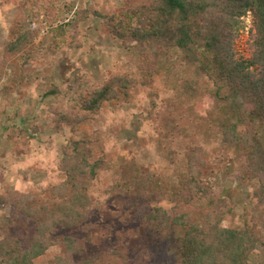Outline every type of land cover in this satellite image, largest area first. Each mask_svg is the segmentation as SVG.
Instances as JSON below:
<instances>
[{
  "label": "trees",
  "instance_id": "1",
  "mask_svg": "<svg viewBox=\"0 0 264 264\" xmlns=\"http://www.w3.org/2000/svg\"><path fill=\"white\" fill-rule=\"evenodd\" d=\"M32 1L44 7L47 0ZM247 13L252 15L253 27L249 55L244 59L235 43ZM124 14L136 19L137 26L132 27L122 16L98 15L110 35L123 43L141 44L136 48L138 55L147 63L153 62L152 67L143 68L147 80L155 59L167 63L179 54V64L173 61L167 69L168 82L181 98L175 105L178 115L172 126L167 122L166 129L163 126L158 130L155 142L164 143L166 151L170 147L186 151L183 171L175 172V180L158 178L134 162H124L118 185H124L136 198L145 196L170 204L169 208L155 207L141 222L151 238L171 243L173 261L164 264H250L256 247L264 249V145L251 126L253 118L264 124V0H142ZM77 15L82 21L87 12ZM28 35L18 33L8 51L21 53ZM133 83L129 77H111L78 107H50L54 127L74 130L99 114L119 92L126 93ZM43 96L58 97L60 91L52 86ZM204 104L210 105L206 108ZM18 133L27 134L23 130ZM86 143H66L58 165L64 180L47 191L45 203L17 193L0 196V206L19 212L23 223L32 222V226L23 227L24 246L4 229L0 264H34L54 247L61 250V255L52 264L127 263L130 241L126 237L133 235L131 231L127 235L117 231L116 244L110 250L84 261H75L86 252L80 240L56 235L60 230L86 235L93 228L88 222L93 206L87 188L96 179L99 164L89 161ZM212 144L232 155L230 164L237 171L236 178L252 185L251 207L249 212L243 208L241 226L224 224L233 206L212 188L213 171L208 169L204 150ZM99 231L103 239L112 237L110 226ZM135 233L143 235L142 230ZM86 236L90 243L96 241L94 235Z\"/></svg>",
  "mask_w": 264,
  "mask_h": 264
},
{
  "label": "rangeland",
  "instance_id": "2",
  "mask_svg": "<svg viewBox=\"0 0 264 264\" xmlns=\"http://www.w3.org/2000/svg\"><path fill=\"white\" fill-rule=\"evenodd\" d=\"M140 1L47 0L40 7L32 0H0V196L17 193L35 196L38 203H45L47 191L64 180L58 165L66 143L86 141L89 161L99 164L97 177L87 188L93 206L88 222L93 228L86 235H94L96 241L90 243V238L77 230L56 233L80 240L85 246L86 252L75 257V261L110 250L116 244L117 231L133 234L125 236L130 241L126 264L173 261L171 243L151 238L141 226L142 218L155 207L169 208L170 204L145 196L136 198L117 183L124 162H134L158 178L175 180V172L183 171L186 151L183 147L166 151L164 143L155 142L158 130L163 126L166 129L167 122L172 126L178 115L175 105L181 98L168 82L167 69L173 61L179 64V54L175 53L167 63L155 59L154 67L149 69L152 76L147 80L149 76L143 68L152 67L153 62L147 63L138 55L136 48L141 44L123 43L110 35L98 15L122 16L136 27V19L124 12ZM83 12H87V17L79 21L77 14ZM243 26L235 48L245 59L253 27L250 13L243 18ZM18 33H28V40L21 53L12 54L8 47ZM116 76L134 80L126 93L119 92L99 114L74 130L54 127L50 107H78L90 92ZM52 86L58 88L60 96L44 97ZM209 105L204 104L206 108ZM251 124L264 145V124L255 118ZM18 130L27 134L22 136ZM204 150L208 169L213 171V190L233 206V213L224 224L241 226L243 208L249 212L251 207L252 185L236 178L237 171L230 164L232 155L222 146L207 145ZM23 221L12 207L0 206V239L7 229L24 246L22 230L32 226V222ZM105 226L112 229V237L103 239L99 230ZM136 230H142L143 235L136 234ZM60 255L59 248H51L34 264H52ZM249 263L264 264L262 247L257 246L251 253Z\"/></svg>",
  "mask_w": 264,
  "mask_h": 264
}]
</instances>
